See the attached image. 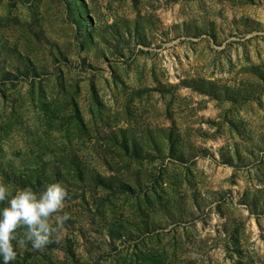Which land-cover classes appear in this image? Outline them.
Here are the masks:
<instances>
[{
  "label": "rangeland",
  "instance_id": "1",
  "mask_svg": "<svg viewBox=\"0 0 264 264\" xmlns=\"http://www.w3.org/2000/svg\"><path fill=\"white\" fill-rule=\"evenodd\" d=\"M53 181L9 264H264V0H0V182Z\"/></svg>",
  "mask_w": 264,
  "mask_h": 264
},
{
  "label": "clouds",
  "instance_id": "2",
  "mask_svg": "<svg viewBox=\"0 0 264 264\" xmlns=\"http://www.w3.org/2000/svg\"><path fill=\"white\" fill-rule=\"evenodd\" d=\"M68 193L59 181L46 183L34 190L25 185L10 189L0 182V264H9L16 259L18 247L30 243L32 249H42L48 242L55 226L68 219L59 214ZM23 228L22 234L17 233ZM15 241L16 247L13 242Z\"/></svg>",
  "mask_w": 264,
  "mask_h": 264
}]
</instances>
